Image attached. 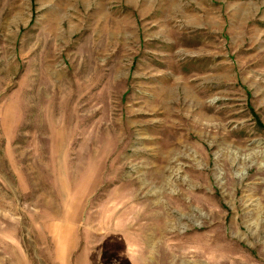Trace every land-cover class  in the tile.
<instances>
[{"label": "rangeland", "instance_id": "374dc122", "mask_svg": "<svg viewBox=\"0 0 264 264\" xmlns=\"http://www.w3.org/2000/svg\"><path fill=\"white\" fill-rule=\"evenodd\" d=\"M0 264H264V0H0Z\"/></svg>", "mask_w": 264, "mask_h": 264}]
</instances>
